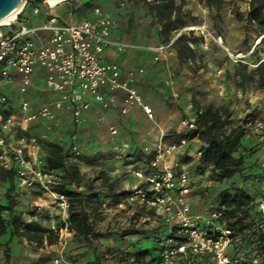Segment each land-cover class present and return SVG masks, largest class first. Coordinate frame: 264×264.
Listing matches in <instances>:
<instances>
[{
  "label": "built area",
  "instance_id": "built-area-1",
  "mask_svg": "<svg viewBox=\"0 0 264 264\" xmlns=\"http://www.w3.org/2000/svg\"><path fill=\"white\" fill-rule=\"evenodd\" d=\"M60 2L28 0L12 21L0 24V169L12 170L21 185L38 184L50 193V203L60 210L64 222L62 226L51 225L61 236L52 263L69 264L66 246L71 235L72 202L65 192L54 189L61 182L56 168L50 167L43 157L29 153L30 147L37 144L36 135L30 141L25 135L14 138L19 130H28L30 123L42 121L47 130L54 129L60 112L70 113L78 128L85 120L84 112L93 104L109 108L120 93H124L122 113H128L135 105L153 118L154 110L133 84L134 71L109 58L110 48L123 50L129 46L112 36V17L97 5L85 18H69L58 11ZM29 8L35 20L28 14ZM36 19L42 22L36 23ZM176 38L150 47L157 53L156 59L172 47ZM263 39L264 35L257 42ZM254 65L262 68L264 81V48ZM39 70L50 98L34 104L30 91ZM183 123L187 131L197 128L194 119H184ZM110 131L116 134L118 128L111 125ZM245 137L253 141L245 145L244 163L256 173L254 181L248 183L256 192V199L252 215L242 218L243 224L235 222L242 217L241 210L234 217L228 216V208L220 204L218 190H212L207 197L202 194L215 182L204 178L210 170L200 174L197 181L181 158H168L186 148L194 138L172 142L161 139L154 147L144 148L154 157L148 166L134 169L138 182L126 190L116 207L128 215L132 211L126 204L154 208L155 224L149 234L152 244L146 247L151 252L140 258L134 252L121 253L119 264H262L264 242L260 243L259 234L264 231V112L247 125ZM71 138L66 149L79 154L76 133ZM203 150L195 151L200 159ZM197 195L204 197L199 205L191 198ZM108 202L102 203L104 209H108ZM248 224L251 226L240 229Z\"/></svg>",
  "mask_w": 264,
  "mask_h": 264
},
{
  "label": "rangeland",
  "instance_id": "rangeland-1",
  "mask_svg": "<svg viewBox=\"0 0 264 264\" xmlns=\"http://www.w3.org/2000/svg\"><path fill=\"white\" fill-rule=\"evenodd\" d=\"M175 1L179 8L173 12V24L168 35L163 30L164 24L161 21V15L153 8L154 0H63L58 4V11L66 17L82 19L90 14L93 7L99 5L113 18H117L116 20L112 19L119 34L132 37V40L138 45L153 40L165 41L168 37H177L168 50L169 56L165 61V66L176 81L183 101L188 105L186 111L183 110L184 106L179 105L178 107L182 118L195 120L198 109L224 107L230 113L231 123L228 124L229 126L244 125L247 127L264 112L262 69L260 66L254 65L259 53L264 48V39L260 43L257 42L264 35V24L250 18L253 1L257 3L259 0H222L219 6H211L207 0ZM28 14L35 20L36 16L31 8H29ZM35 22H42V19H36ZM228 51L233 52L234 55L229 54ZM41 130L40 125L30 123L28 130H19L14 139L18 140L19 135H25L26 140L30 141L31 136L36 135L37 144L30 147L29 153L32 157H43L50 167L52 161L62 156V160L65 162L64 168L59 166L58 162L53 164L54 166L58 165L56 176L61 181L54 186V189L57 190L62 182L70 180V184L66 186V189L70 191L67 195L73 200L74 208L87 210L94 231L98 229L97 231L100 233L107 234L118 229L127 233L142 225H146L149 230L152 229L156 215L154 208L139 203L126 204V207L132 211V215H128L124 209L116 207V202L123 198V193L117 197L112 196L110 199L105 197L102 202L98 199L101 191L108 196L109 192L113 190L115 192L117 188L120 189V179L118 174H114V171L118 165H126L127 161H123V154H75L66 149L65 143L52 140ZM177 140L178 134H175L170 136L168 142ZM194 142L187 146L188 148L189 146L193 147L191 154L185 152L180 156L182 162L188 164L186 170L189 171L191 177L199 179L201 178L200 174H206L207 168L203 167L202 161L195 151L208 145L207 135L199 134ZM50 143L59 145L62 150L50 146ZM243 143L248 146L253 141L250 137H245ZM150 155L153 159L154 155L152 153ZM245 165L248 166V164ZM123 169L126 168L123 167ZM116 173L120 172L116 171ZM208 173L209 176H204V178L215 180L213 174L210 171ZM114 175H117L116 178ZM240 177L242 176L237 173L232 178L220 182L215 180L211 188L205 189L202 194L207 197L213 193L212 190L217 191L219 188L235 185L239 181L241 182ZM243 179V181L246 180L244 177ZM0 197H8L13 202L17 201V197H20L23 204L30 199L32 203L28 208L34 209V211L27 213L38 215V220H32L42 226L48 225L45 227L50 229H52V223L57 226L64 225L60 210L50 204V193L38 184L21 185L15 173L10 169H0ZM81 197L82 201L80 202ZM108 200H110L107 204L108 209H104L102 203ZM35 203L44 206H38L39 204ZM6 207L9 209L0 210V215L13 225L7 227L6 231L0 234V245L13 232L12 240L29 241L33 247L32 250L43 248L41 251L46 254L39 255V259L41 262L50 264L52 254L56 253L60 247L59 232L45 233L43 244H37L35 240H30L21 234L25 227L23 222L31 221L29 215L14 212L12 204H8ZM112 213L114 214L112 215ZM145 214H149L150 220H140L141 216L143 217ZM133 219H137V222H133ZM15 223L19 225V228L11 230ZM151 244L149 240L144 242L142 247L146 248ZM115 251L116 249L111 252L107 251L108 255L103 257L113 260L112 264H119V254ZM129 253L133 252L129 251ZM29 255L36 257L33 252ZM97 258L95 257V259ZM262 264H264V257Z\"/></svg>",
  "mask_w": 264,
  "mask_h": 264
},
{
  "label": "crops",
  "instance_id": "crops-1",
  "mask_svg": "<svg viewBox=\"0 0 264 264\" xmlns=\"http://www.w3.org/2000/svg\"><path fill=\"white\" fill-rule=\"evenodd\" d=\"M105 12L113 18L108 11ZM113 19L116 20L117 18ZM112 36L129 43V46L123 50H118L115 47L110 48L109 58L118 61L123 68L134 71L136 76L133 84L142 94L145 101L153 107V118L148 117L141 107L135 105L130 107L128 113H122L120 109L123 105L124 93H120L115 104L109 108H102L98 104H93L89 110L84 112L85 120L78 128L74 125L71 114L65 112L59 113L60 120L52 130H47L44 127L45 123L42 121L33 123L34 125L41 126V132L44 135L49 136L56 142H63L66 146L72 140V135L76 133L75 139L82 154H123V161H127L126 165H118L114 171V174H118L119 176L120 189L117 188L115 192L114 190L109 192L108 196L102 191L99 193L100 196L107 197L108 199L112 196L117 197L120 193L124 194L126 190L131 189L137 184L138 180L134 176V169L148 166L151 160V155L144 151L147 145L154 147L161 139L168 142L170 136L179 135L187 131L183 123L185 118H182L180 115L178 107L182 105L184 106V111L188 110V105L183 101V96L180 95L179 87L175 83L176 81L165 66V61L169 56L168 51L161 54L159 59H156L157 53L150 48L166 40H153L138 45L137 42L132 40V37L120 35L117 26L113 28ZM49 96L46 92L43 74L39 70L34 75L30 97L34 104H38L41 100H48ZM111 125H115L118 128L116 134L110 131ZM195 140L196 138L190 144L195 143ZM192 151L193 147L191 146L189 148H182L173 155H169L168 158H181L180 155L182 153L188 152V154H191ZM187 165L184 162L185 168ZM123 167L126 169H123ZM116 171L120 173H116ZM123 174L125 175L123 176ZM114 176L116 178L117 175ZM194 180L198 181L200 178ZM201 185L204 184L202 183ZM193 198V202L199 205L204 197H198L197 195ZM0 203L2 205L12 204L14 212L29 215L31 220H38V215L27 213L28 211H34V209L28 208L32 203L30 199L23 204L20 197H17V201L15 202L11 201L8 197H0ZM38 206L44 205L39 204ZM146 218L150 220L149 214L141 216L142 221ZM152 224H155V221ZM97 230L95 229V232L98 233L96 236L91 233L85 236L70 229L71 235L68 238L66 246L69 264H112L113 260L103 257L108 255L107 251L111 252L116 249L115 252L118 254L128 251L135 252L139 249L143 250V243L149 241L150 230L146 225L137 227V229L127 233L114 229L115 231L112 233L103 234ZM6 241L0 245V264H46V262H41V259H39V255L46 254L41 251L43 248L41 250H32L33 247L29 241L19 242L14 239L12 240V238L8 244L10 257L7 259L5 256ZM32 252L36 257L29 255ZM55 254H52V258ZM95 257L98 258L95 259ZM49 262L53 264L52 260Z\"/></svg>",
  "mask_w": 264,
  "mask_h": 264
},
{
  "label": "trees",
  "instance_id": "trees-1",
  "mask_svg": "<svg viewBox=\"0 0 264 264\" xmlns=\"http://www.w3.org/2000/svg\"><path fill=\"white\" fill-rule=\"evenodd\" d=\"M155 6L158 14L161 15V21L164 24L163 30L165 33L170 32L171 26L173 24L172 16L173 12L179 8V5L176 4L175 0H154ZM208 4L211 6H219L222 0H207ZM264 2L263 0L253 1V7L250 12V18L256 20L258 23L264 24L263 16ZM171 38L168 37L167 40ZM259 68V67H258ZM261 68V67H260ZM262 69V68H261ZM197 128L188 130L184 133L178 135V141L182 138L193 139L199 134L205 133L207 135L208 145L204 147L201 161L204 168L210 169L213 177L217 181L224 179H229L239 174L241 182L239 181L235 185L225 186L218 189V196L220 204L225 205L228 208L227 214L229 217L236 216V211H242V217H240L236 223L243 224L242 218H246L252 215L254 211V201L255 191L248 187L249 181H254L256 178V173L252 170V167L246 166L244 163V150L246 149L245 144L243 143L244 137L246 135V127L244 125L229 126L230 113L226 108H212L206 107L204 109H198L197 117L195 119ZM50 146H53L59 150H62L57 144L50 143ZM58 162V165L62 168L65 167V162L62 160V156L59 159L52 161L51 167H58V165H53ZM12 173V172H10ZM246 178L245 181H243ZM70 184L69 181L62 182L58 191L65 192L69 194L70 191L66 189V186ZM247 185V186H246ZM248 187V188H247ZM203 189L201 192H203ZM255 192V193H254ZM70 198V197H69ZM105 197H98L100 202H102ZM72 204L69 213L70 225L69 228L78 232L79 234L91 233L96 236L98 233L94 231L93 226L90 223V216L86 209H76L74 208V202L70 198ZM82 201V197L79 199ZM8 210L9 208L6 205L0 203V210ZM13 223H9L8 219L0 215V234H3L6 231L7 227H11ZM24 232L21 234L27 236L30 240H35L37 244H43L44 235L52 234L56 231L48 227L40 225L37 221L31 220L28 223H24ZM251 224L242 226V228H248ZM19 228V225L15 223V228ZM13 232H11L12 236ZM11 236L6 241L5 256L8 259L10 254L8 253V244L10 242ZM260 243L264 242V231L259 234ZM264 249V244L262 245ZM151 252L150 248H144L143 250L139 249L134 252L137 258L142 256H147Z\"/></svg>",
  "mask_w": 264,
  "mask_h": 264
},
{
  "label": "water",
  "instance_id": "water-1",
  "mask_svg": "<svg viewBox=\"0 0 264 264\" xmlns=\"http://www.w3.org/2000/svg\"><path fill=\"white\" fill-rule=\"evenodd\" d=\"M26 1L28 0H0V20L23 7Z\"/></svg>",
  "mask_w": 264,
  "mask_h": 264
},
{
  "label": "bare ground",
  "instance_id": "bare-ground-1",
  "mask_svg": "<svg viewBox=\"0 0 264 264\" xmlns=\"http://www.w3.org/2000/svg\"><path fill=\"white\" fill-rule=\"evenodd\" d=\"M60 1H63V0H47L48 3H51V4H54L56 2H60ZM22 7H20L18 10H16L15 12H13L12 14H10L9 16L5 17L4 19H1L0 20V24L2 23H7L9 21H12L16 15L20 12ZM229 54H233V52H230L228 51ZM34 147V146H33Z\"/></svg>",
  "mask_w": 264,
  "mask_h": 264
}]
</instances>
